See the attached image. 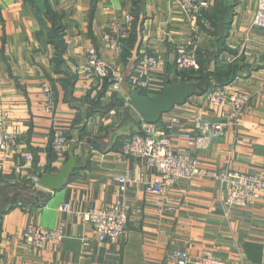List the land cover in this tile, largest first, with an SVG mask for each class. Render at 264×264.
<instances>
[{"label": "crops", "instance_id": "obj_1", "mask_svg": "<svg viewBox=\"0 0 264 264\" xmlns=\"http://www.w3.org/2000/svg\"><path fill=\"white\" fill-rule=\"evenodd\" d=\"M200 1L208 5L198 15H189L177 0H141L139 21L137 0H35L34 5L0 0V116L8 115V131L17 136L12 151L0 150V264H172L175 250L188 252L192 259L210 253L230 262L264 264V197L245 208L227 207L220 185L212 180L180 181L167 190L161 204L143 183L129 184L124 196L129 232L124 240L100 242L80 217L120 199L117 176L141 169L145 181L153 178L144 161L120 152L144 123L129 96L111 86L102 93L98 79L84 77L92 44L119 75L134 73L144 55L165 57L167 68L153 73L143 90L155 98L167 80L182 82L175 55L192 41L212 88L245 92L251 100L236 127L200 142L198 149H189L182 133L199 136L194 118L215 123L221 111L209 106L204 96L191 97L164 115L157 124L160 133L171 137L176 152H190L204 168L219 169L229 157L241 172L264 170V29L253 24L258 2ZM129 14L132 35L117 58L104 46L103 36ZM57 26L61 38L51 40ZM46 81L56 93L54 116L44 110ZM111 104L115 106L109 111H97ZM174 118L179 122L174 124ZM55 133L66 135L71 146H77L76 157L89 162L59 192L37 185L48 169L56 174L68 160V155L61 159L53 152ZM88 138L95 139L100 150L86 144ZM66 204L70 212L60 210ZM61 222L65 236L59 246L36 250L25 245L28 227L53 230Z\"/></svg>", "mask_w": 264, "mask_h": 264}, {"label": "built area", "instance_id": "obj_2", "mask_svg": "<svg viewBox=\"0 0 264 264\" xmlns=\"http://www.w3.org/2000/svg\"><path fill=\"white\" fill-rule=\"evenodd\" d=\"M181 8L189 15H198L208 4L200 0H177ZM257 11L254 26L264 29V0H257ZM133 17L126 15L112 25V30L103 36V44L110 49L117 58L124 53L132 35ZM168 61L159 55H144L141 57L133 75L129 79L131 89L148 86V80L153 73L167 68ZM175 66L180 72H199L201 65L198 50L191 41L177 49ZM84 77L88 80L98 79L103 84L109 79L114 91L120 92L122 75L111 71L101 60L97 48L92 44L87 50V61L83 69ZM44 110L51 116L55 115L57 98L50 81L42 84ZM206 103L211 107L220 108L218 122H211L201 116L193 120L194 132L182 133L186 146L195 150L200 142L210 138L222 136L227 127H236L248 106L251 96L241 91H227L223 87H213L204 95ZM9 117L5 113L0 116V150L12 151L17 144V136L8 131ZM173 123L179 122L174 118ZM157 124L143 123L139 133L125 140L121 147V155L134 158L146 163V167L153 173L150 181L144 180L141 169L132 174L117 176L120 199L105 209H92L80 214L85 223L95 231L100 242H116L124 240L129 232V209L124 196L128 185L143 183L145 191L153 195L158 203L166 200V192L178 182L192 179H208L220 185L227 207L245 208L259 202L264 197V170L255 173H244L232 167L231 158H227L223 165L216 170L202 167L199 159L189 153H178L174 150L171 137L160 133ZM71 141L61 133H55L52 140L53 152L59 158H66ZM33 161V156H28ZM174 202V201H173ZM70 212L71 206L66 204L60 209ZM65 223L61 222L57 228L46 230L39 226H30L23 233V240L28 248L41 250L47 245L59 246L64 239ZM172 264H240L219 259L210 253L192 259L188 252L175 250L170 255Z\"/></svg>", "mask_w": 264, "mask_h": 264}, {"label": "water", "instance_id": "obj_3", "mask_svg": "<svg viewBox=\"0 0 264 264\" xmlns=\"http://www.w3.org/2000/svg\"><path fill=\"white\" fill-rule=\"evenodd\" d=\"M132 75V72L122 75L120 92L129 96L133 110L142 117L146 124H158L164 115L171 113L176 107L186 104L191 97L204 96L206 92L200 84L167 80L161 94L155 98H150L144 95L141 88H130L129 79ZM86 144L95 147L96 150L101 148L97 141L92 138H88ZM76 149L77 146L71 147L68 160L60 170L53 174L51 169H48L37 180V185L52 192H59L68 185L74 172L86 169L89 162L78 159L75 155Z\"/></svg>", "mask_w": 264, "mask_h": 264}, {"label": "trees", "instance_id": "obj_4", "mask_svg": "<svg viewBox=\"0 0 264 264\" xmlns=\"http://www.w3.org/2000/svg\"><path fill=\"white\" fill-rule=\"evenodd\" d=\"M26 1L29 2V3H31L32 5L35 4V0H26ZM137 5H138V8L136 6V12H137L136 13V16L137 17L136 18L139 19V21H140L141 19H140L139 16H140V13L141 12H140V9H139V5H141V0H137ZM47 16H48V18L51 20V22L53 24L56 23L55 18H54V16L51 13H48ZM54 30L56 31V33L54 34V36H53V33H52L51 40L52 39L54 40V37L57 40L60 39L61 38V31H60L59 27L58 26L55 27ZM57 34H59L58 37H57ZM133 43H134V41L131 42V44H133ZM200 65H201V68H200V71L199 72L184 73V72H180L178 69L177 70L179 72V75H180L179 77L181 78V81H184V82L187 81V82H192V83H195V84H200L202 86V89L203 90H206V92H205V94H206L207 91L212 88V86L210 84V80H209L210 78H209V76H207V74H205V71L202 68L201 62H200ZM214 77H216V76H214ZM176 82H178V81H176ZM111 84H112V82L109 79H105L104 82H103V84H102V93L105 92L111 86ZM101 98H102V96L100 95L98 99H101ZM87 101H90V100H87ZM115 101H116V99H115ZM115 101H114V103H115ZM91 104L93 106V109L92 110H94V107L97 108L96 102L92 101ZM113 106H115V105L114 104H111V105L107 106L104 110H97V111H99V113H105V112L109 111Z\"/></svg>", "mask_w": 264, "mask_h": 264}]
</instances>
